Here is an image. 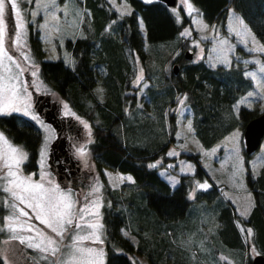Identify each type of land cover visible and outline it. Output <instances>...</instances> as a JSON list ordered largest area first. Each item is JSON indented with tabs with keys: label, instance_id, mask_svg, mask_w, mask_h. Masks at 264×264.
<instances>
[{
	"label": "trees",
	"instance_id": "1",
	"mask_svg": "<svg viewBox=\"0 0 264 264\" xmlns=\"http://www.w3.org/2000/svg\"><path fill=\"white\" fill-rule=\"evenodd\" d=\"M87 1L88 14L81 23L83 34L64 39L70 62L59 55L43 57L38 29L29 23L26 40L41 78L89 123L87 149L108 201L101 209L102 264H135L134 253L150 264H167L165 257L171 249L167 241L160 240V249L146 250L139 239L133 243L123 235L120 227L128 229L127 223H133L138 228L147 222L152 224V232L161 233L168 223L184 219L195 205L209 213L212 210L213 233L207 236L211 250L223 255L232 252L236 264H249L247 243H243L235 223L240 222L242 233L251 230L255 252L264 253V160L254 176L247 172L246 188L252 193V202L243 214L232 209L229 199L219 194L212 180L207 188H196L193 196H188L192 182L205 173L196 151H178V155L194 161V169L179 172L173 185L158 172L159 165L174 157L167 153L175 128L174 112L168 106L176 95L185 94L193 134L203 146H209L233 125L242 128L248 118L264 110L241 104L237 115L232 114L230 102L250 85L243 66L211 67L201 58L184 57L186 42L179 30L189 17L180 7L175 13L161 0H125L130 8L118 15L105 0ZM190 1L207 24H223L226 8H232L264 44V0ZM133 56L142 67L144 84L140 90L132 82ZM173 63L176 71L172 70ZM234 80L242 85L238 88ZM98 84L102 86L101 98L95 92ZM233 88L239 90L234 92ZM0 129L24 149L26 159L21 169L35 170L40 132L33 121L19 112H2ZM241 152L245 161L250 152L246 153L243 146ZM158 158L157 165L146 164ZM103 168L127 172L131 180L122 182L120 189L108 188ZM174 261L171 263H185L182 258ZM0 264H6L1 256Z\"/></svg>",
	"mask_w": 264,
	"mask_h": 264
},
{
	"label": "rangeland",
	"instance_id": "2",
	"mask_svg": "<svg viewBox=\"0 0 264 264\" xmlns=\"http://www.w3.org/2000/svg\"><path fill=\"white\" fill-rule=\"evenodd\" d=\"M18 2L24 26L17 29L15 14L6 12L9 31L4 37V49L13 57L15 63L9 61L6 56L0 53V76H13L14 79L0 80V85L15 84L19 78H22L19 70H26L32 88L36 91H48L57 100L62 111L72 115L81 125L80 135L82 141L75 150V154L81 165L92 168V160L87 149V142L90 140L88 121L83 116L75 113L67 101L41 78L38 72L37 60L31 53L26 40V26L29 23L33 28L38 29L43 57L53 58L59 55L64 61L70 62V56L64 47V39L83 34L81 23L84 22L85 14H88L89 3L87 0H18ZM105 2L108 8L113 9L118 15L130 8L125 0H105ZM179 7L189 17L188 23L181 26L179 30L180 34L184 33V35H181L186 42L184 48L191 52L189 60L201 58L205 64L211 67H215L217 64L227 67L231 64L241 65L243 66V73L249 77V88L242 93H237L235 99L230 102L232 114H236V110L241 104L258 110L263 108L264 72L261 69L264 68V51L260 49H264V44L255 37L246 23L230 7L226 8L224 23L221 25L216 21L210 24L204 22L190 0H175L170 5L171 10L175 13H177ZM9 8L10 5L6 4V9ZM17 31L20 32L18 41ZM19 54L24 55L31 62L35 71L20 66L22 63ZM132 59L135 69V77L132 82L139 85L140 90V85L144 84V80L139 79L143 76L142 67L137 57L133 56ZM233 84L237 85L238 88L242 85L241 81L237 80H234ZM22 89L24 88H16L17 91ZM232 90L236 92L239 89L233 88ZM95 92L98 98H101L102 86L96 85ZM249 92L253 93L252 97H248ZM6 94L10 97L7 101L3 98L4 94L0 93V108L4 109L3 112H7L12 111L13 107H18L20 109L19 113L25 115L24 113L27 112L25 116L33 121L40 132V142L37 148L36 169L25 171L21 169L23 154H25L24 149L0 129V133L4 137L0 140V256L6 264H102L101 209L103 205L108 203L102 184L94 176L89 185L72 195L73 200L76 202L75 211L79 213V209L87 204L89 212L85 215V220L89 224L96 225L95 229L86 228L84 232L79 234L87 235L95 231L96 235L100 237L99 241L93 242L94 237L93 240L76 241L74 247H72L74 244L73 237L79 231L75 229V222L79 220V215L73 218V226L63 233V237L58 236L52 228L42 224L36 218L37 215L39 214L45 219H48L49 216L45 215L40 208H37L36 204L43 202L39 200L38 195L33 199L32 195L34 194L25 192V189L30 188L32 183H41L45 188L55 187L50 181L44 179L42 173L44 152L47 141L51 136L50 127L46 122L32 114V109L28 106L30 104L28 94L22 92L18 97H14L12 91H8ZM136 103L139 105L140 100L137 99ZM168 110L174 112L175 128L173 143L168 145L167 153H173L174 157L169 159L165 165L158 166L159 174L169 184L173 185L178 179L179 172H192L194 169V161L178 155V151H196L198 162L205 173L199 178L196 177L192 182L187 193L188 196L192 197L194 190L200 188L199 185L204 183L209 185L210 180H212L218 186L219 194H223L229 199L232 209L239 214L245 213L252 202V193L246 188L247 172L254 176L264 160V135L257 147L243 161L241 152L242 128L237 124L215 139L209 146H203L193 134L192 114L184 93L176 95L174 103L168 106ZM189 121L191 122V131H189ZM84 124L89 127L85 128ZM5 140L7 143H5ZM13 148L17 149L15 153L12 152ZM81 149L83 154H81ZM17 161H20V163H17ZM159 161V158L147 160L146 164L157 165ZM9 170L14 172L15 175H8ZM102 172L105 184L112 189H120L121 183L128 181V178L131 177L129 173L119 172L115 169L103 168ZM29 176L32 178L31 181L26 180V177ZM6 188L10 190L5 191ZM93 188L98 190L93 192ZM82 191L84 192L82 193ZM13 192L16 193L15 196ZM90 192H92L91 196L88 195ZM56 195L58 198V194ZM21 198L24 199L23 203ZM195 206L187 211V215L181 221L168 223L167 228L161 233L152 232V224L147 222L139 224L140 227L138 228L133 223H127L128 229L123 225L120 227V231L133 243H136L139 239L140 246L146 250L160 249V240L167 241V245L171 248L168 247L170 253L169 256L165 257L168 263H171V261L174 263L175 259L182 258L184 264H236L233 256H231L232 252L223 255L220 252L214 253L213 249L211 250L210 244L207 242L209 240L207 236L210 231L213 233L214 223L210 222L212 220V210L210 209L209 213V211ZM21 210L27 212L28 216L22 215ZM236 221L235 224L242 234V241L244 244L247 243V251L251 256L256 250L252 245L249 231H246L247 234L242 233V226L238 220ZM30 226H34L31 231L28 230ZM54 226L59 231L58 225ZM65 227L67 228V225ZM21 237L24 238V243H21ZM48 238L55 241V244L49 246ZM41 240H43L42 244ZM29 244H41V247L48 248V251L44 252L40 248L29 247ZM56 245H59V248L53 255L51 249ZM172 247L176 248L173 252L171 251ZM77 248L83 250L93 249L94 251L77 252ZM73 253L75 254L72 255ZM134 256L135 264H150L141 254L134 253Z\"/></svg>",
	"mask_w": 264,
	"mask_h": 264
},
{
	"label": "flooded vegetation",
	"instance_id": "3",
	"mask_svg": "<svg viewBox=\"0 0 264 264\" xmlns=\"http://www.w3.org/2000/svg\"><path fill=\"white\" fill-rule=\"evenodd\" d=\"M19 57L23 64H20V66H25L35 71L31 62L24 55L19 54ZM19 73L22 78H19L18 82L15 83L16 88H27L25 93L29 95L30 104L28 106L32 109V114L46 122L51 131L42 163L44 179L50 181L54 186L58 184L63 192L71 189L72 194H76L78 190L84 189L89 185L90 180L94 176L100 181L94 166L92 168L84 167L75 154V150L80 146V141H82L80 135L81 125L76 118L69 113L63 112L57 100L48 91H36L33 89L31 83H29V74L26 70L20 69ZM45 93H48L49 96H44ZM37 94L40 95L37 96ZM51 100H54L52 105ZM44 114H52L51 117L56 127H53L49 121L44 119Z\"/></svg>",
	"mask_w": 264,
	"mask_h": 264
},
{
	"label": "snow or ice",
	"instance_id": "4",
	"mask_svg": "<svg viewBox=\"0 0 264 264\" xmlns=\"http://www.w3.org/2000/svg\"><path fill=\"white\" fill-rule=\"evenodd\" d=\"M6 4L10 5L9 9H6ZM6 12H12L15 14V19L17 21L16 23V28L17 29H21L24 26V21L21 15V10L19 7V2L18 0H0V53H2L4 56L7 57V59L9 61H13L15 63V61L13 60V57L11 55L8 54L7 51H5L4 49V37L6 35V33L9 31L8 29V24H7V15ZM141 27H143V24L141 23ZM187 31V30H186ZM181 35H184V33H181ZM20 36V32L17 31L16 32V37H17V41L19 39ZM261 51H264V49H260ZM10 71V69H9ZM262 72H264V68L261 69ZM12 80L14 79L13 76H0V80ZM139 79H142V77H140ZM8 91H12L14 97H18L22 92H27V88H24L22 90L17 91L16 90V85L15 84H5V85H0V93H3V98L5 101L9 100L10 97L7 96V92ZM253 93L249 92L248 93V97H252ZM6 107L8 106L7 104L5 105ZM65 107H67L65 105ZM20 109L18 107H13L12 111L14 112H18ZM4 111L3 108H0V113H2ZM25 115H27V112L24 113ZM35 118V117H34ZM85 128H88L89 126L87 124H84ZM189 131H191V122L189 121ZM4 139L3 134L0 133V140ZM5 143H7V141L5 140ZM17 151L16 148L12 149V152L15 153ZM81 154H83V150L81 149ZM170 155H172L173 153H169ZM23 159H26V154H23ZM17 163H20V161H17ZM8 175L10 176H14L15 173L12 172L11 170H9ZM31 176L26 177V180L31 181ZM43 179V177H42ZM129 180H131V177L128 178ZM200 188H207L208 185L207 183L201 184L199 185ZM10 189H5V191H9ZM98 189L93 188V192L97 191ZM25 192H30V194H34L32 195V198L35 199L36 196H39V200L42 201L43 203H37L36 207L40 208L42 212H44L45 215H48L49 218L45 219L43 218L41 215H37V219L40 220V222L42 224H45L46 227L52 228L53 231H55L57 233L58 236L63 237V233L65 231L68 230V228H71L73 226L74 223V217H76L77 215H79V220L77 222H75V229L79 230L77 235L75 237H73V241L74 244L72 245V247H74L75 242L76 241H84V240H93V238L95 237L93 242L99 241L100 237L98 235H96L95 231L87 234V235H80V232H84V230L86 228H96V225L94 224H89L86 220H85V215L89 212V208L88 205L85 204L84 206H82L79 209V213H77L75 211L76 209V202L73 200L72 198V190L68 189L67 192H63L60 190V186L57 184L55 185V187L53 188H45L43 184L41 183H32L30 185V188H26ZM58 194V198L57 195ZM13 195L15 196L16 193L13 192ZM89 196L92 195V192H90L88 194ZM21 202H24V199L21 198ZM31 206V205H29ZM13 207H15V205H13ZM21 214L24 216H28L27 212H23L21 210ZM7 219V218H6ZM26 223V222H25ZM54 225H58L59 227V231H57V227ZM65 225H67V228L65 227ZM32 227L34 226H30L28 228L29 231L32 230ZM251 230H249L250 232ZM31 239V238H28ZM21 243H24V238L21 237L20 238ZM43 243V240H41V244ZM41 244H29V247H35V248H40L41 251H48V248H43L41 247ZM55 244V241H53L51 238H48V245L51 246ZM59 245H56V247L52 248V254L54 255L55 252L58 250ZM77 252H82V251H88V252H92L94 251L93 249H76ZM75 253H73L72 255H74Z\"/></svg>",
	"mask_w": 264,
	"mask_h": 264
},
{
	"label": "water",
	"instance_id": "5",
	"mask_svg": "<svg viewBox=\"0 0 264 264\" xmlns=\"http://www.w3.org/2000/svg\"><path fill=\"white\" fill-rule=\"evenodd\" d=\"M166 5H171L175 0H161ZM183 56L189 58L191 56V52L185 48L183 50ZM172 70L176 71V64H172ZM40 94H37L39 96ZM44 96L48 97L49 94L45 93ZM51 105L54 104V100H51ZM52 114L46 115L44 114V119L49 121L53 127H56L53 122ZM264 135V111H260L255 115L248 118L242 125L241 129V139L243 150L246 153L251 152L254 148L257 147L261 138ZM249 264H264V253L255 252L250 256Z\"/></svg>",
	"mask_w": 264,
	"mask_h": 264
}]
</instances>
